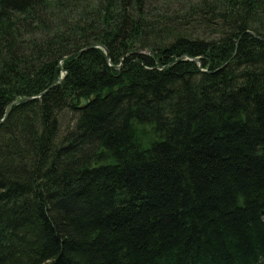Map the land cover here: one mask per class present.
Wrapping results in <instances>:
<instances>
[{"label":"trees","instance_id":"1","mask_svg":"<svg viewBox=\"0 0 264 264\" xmlns=\"http://www.w3.org/2000/svg\"><path fill=\"white\" fill-rule=\"evenodd\" d=\"M10 103L0 264H264V0H0Z\"/></svg>","mask_w":264,"mask_h":264},{"label":"water","instance_id":"2","mask_svg":"<svg viewBox=\"0 0 264 264\" xmlns=\"http://www.w3.org/2000/svg\"><path fill=\"white\" fill-rule=\"evenodd\" d=\"M81 52H82V51H79L77 54H80ZM104 53H105L106 58H108V56H107V51H106V50H104ZM185 59H191V58L185 57ZM60 80H61V78L57 79L54 83H57V82H59ZM54 83H53V84H54ZM53 84H52V85H53ZM52 85H51V86H52ZM29 99H30V98H23V99H21L19 102H23V101H26V100H29ZM12 104H14V103H10V104L6 107L4 117L0 120V123H3L4 120L7 118L8 113H9V111H10V108H11ZM85 105H86V102L83 101V105H82V106H85Z\"/></svg>","mask_w":264,"mask_h":264}]
</instances>
